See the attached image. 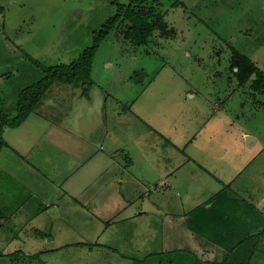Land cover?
<instances>
[{
  "label": "rangeland",
  "instance_id": "obj_1",
  "mask_svg": "<svg viewBox=\"0 0 264 264\" xmlns=\"http://www.w3.org/2000/svg\"><path fill=\"white\" fill-rule=\"evenodd\" d=\"M131 1L0 0V115L14 118L19 96L43 79V67L75 61L116 3ZM135 6L163 24L148 43L132 46L122 35L128 23L119 24L97 48L89 79L55 82L21 125L4 128L0 264H142L138 260L148 254L177 249L219 263L227 253L222 243L233 246L248 236H259L252 264H264V174H257L264 168V84L252 86L255 72L239 83L231 67L236 50L264 75V0H146ZM204 118V128L215 127L214 134L196 136L215 139L206 154L217 153L218 143L229 150L222 162L202 155L198 165L228 184L231 158L233 168H242L237 180L245 190H236L242 198L236 202L219 192L205 219L197 220L189 209L213 194L214 185L207 177L187 182L186 166L187 181L166 190L159 184L164 171L181 167L174 171L178 161H163L160 151L174 150L169 139L187 142L185 131L200 129ZM242 130L257 138L243 153L235 141ZM140 146L149 152L146 163L135 160L139 167L132 169L129 157L141 159ZM138 172L147 182L138 181ZM141 194L163 215L141 212L144 198L133 202ZM224 213L228 224L218 221Z\"/></svg>",
  "mask_w": 264,
  "mask_h": 264
},
{
  "label": "trees",
  "instance_id": "obj_2",
  "mask_svg": "<svg viewBox=\"0 0 264 264\" xmlns=\"http://www.w3.org/2000/svg\"><path fill=\"white\" fill-rule=\"evenodd\" d=\"M143 1L146 0H132L126 5L116 3V12L111 15L98 30L93 32L92 44L85 49L75 61L71 62L69 65L43 67V79L31 88L24 90L19 96L17 102V115L14 118L0 115V150L6 146L2 137L4 128H15L21 125L32 112L43 93L52 84L55 82L73 84L81 77L89 79L94 54L97 48L106 39L110 31L118 30L119 24L123 22L128 23L127 26L125 24V31L122 34L123 39L135 47L148 43V38L152 35L153 31L156 28H163L161 22L150 21L144 18L141 12L137 11L135 5ZM231 67L239 83H245L250 79L253 72H255L257 80L254 83L252 82V86L256 88L264 84V75L258 71L249 57L241 55L236 50H233L232 53ZM234 68H237V70L234 71ZM258 238L259 236H248L245 237V239H240L239 242L233 246H227L222 243L221 245L227 250V253L226 258L219 263L193 258L186 250L148 254L144 259H139L138 261L142 264L147 260L152 261V264H252L254 257L258 253ZM16 254H10V258L15 257ZM38 264H41V262H38Z\"/></svg>",
  "mask_w": 264,
  "mask_h": 264
},
{
  "label": "crops",
  "instance_id": "obj_3",
  "mask_svg": "<svg viewBox=\"0 0 264 264\" xmlns=\"http://www.w3.org/2000/svg\"><path fill=\"white\" fill-rule=\"evenodd\" d=\"M190 92L193 93V95H191V97H195L197 95V92L193 91V90H189ZM215 104V103H214ZM215 110H217L219 112L220 108H215ZM133 112H131L132 114ZM206 119L204 118L203 121H202V124L203 126L200 127V129H194V130H191V131H185L183 137H186V139L189 138V140H187V142H184L183 144L181 143H174L172 141V139H169L170 141L167 142V144H172V146L170 145V147L174 150H166V149H163V151H160V158L164 161V160H173V159H176L178 161V165L175 166L176 168L174 169V171L180 169L179 167H181V172L179 173H175V172H170V171H167L165 170L164 173L166 174V177L164 176L163 174V179L160 180L159 184H162L163 186H165L164 188L167 190V189H170V190H174L176 187L178 188V186H181L183 182L187 181V182H195L199 179V177L203 178V180H206L205 177H207L209 179V182L212 183L214 185V188L212 189L214 191V193L211 195H209L206 200L201 203V204H193L191 207V209H189V211H194V215L193 217L195 216V218L197 220H201L202 218L205 219V215L207 214V212H209L211 210V208L214 206V197L218 195V193H226L228 195V198L230 196V199L232 198V196L234 195V200L232 199V201L236 202V200L239 198H237V192L236 190L238 191H243L245 190V186L242 185V182L238 181L237 180V175H240L242 173V168L240 167H234V165L231 163V158L230 160H228V164H226L227 167L230 168L229 171H227L228 173L232 174L231 176V180L228 184H225V182L223 181V178H222V174H219V173H216L214 172L213 169H205L203 167H200L198 165V162L201 160L202 158V155H207L206 153L208 152L209 148H212L213 147V144L215 143V139L212 137V136H209V137H205V138H202V141L201 139L197 140L196 136L199 135V133L201 131H205L206 133H208L209 135H211L210 133H213L215 132V127L214 125L210 126V130H207L206 127L204 128V126H206ZM186 121H182L181 124H184ZM188 125V124H187ZM198 127V125L196 126ZM197 130V131H196ZM214 134V133H213ZM250 134L248 131H241L239 136L237 137V139L235 140L236 141V145L237 147L240 149V151L243 153L245 152L246 149H251L253 148V146L256 144L257 145V138L256 136ZM179 135L176 134V137H178ZM244 138L245 139H248L246 140L247 141V144L244 142ZM242 140V142L240 143V141ZM244 142V143H243ZM184 145V147L182 148H179L178 146H182ZM145 146V145H144ZM190 149L188 151L190 152H185L183 153V151L185 149ZM218 147H220V149L217 151V153H215L212 157H209L208 155V159L212 158L211 160H213L212 162H222L223 161V157H224V154L229 150V147H225L223 146L221 143H218ZM140 148H142V146H140ZM157 149V147H155ZM184 148V150H183ZM160 150V149H159ZM142 155H141V159H138L136 158V156H130L129 158L131 159L130 160V163L128 165L129 166H132L131 168H135V167H139L138 165L135 166L136 162L135 160H143L141 161L143 163V165L146 163V160H147V157L146 155L149 153L148 151H145L143 150L142 148ZM151 151V150H149ZM153 153H157L156 152H153ZM261 153L263 154L264 153V146L263 148L261 149ZM255 158L252 160L254 161ZM251 161V162H252ZM234 163H238V162H235L233 161ZM248 163L249 165L251 164ZM141 163V164H142ZM169 165L171 164H165L163 163L162 166H166L168 167ZM135 166V167H134ZM186 166H189L187 167L188 169H190V172H189V175L192 176V178L190 177L189 179L186 180V178H184L185 175H187V172L185 171V168ZM226 169V168H225ZM241 169V171H239ZM259 170L257 174H264V168H258ZM212 170V171H211ZM136 174V172H134ZM139 174V175H138ZM144 174L145 172H143V175H141L140 172L137 173V178H138V181H142L144 182L145 180L143 179L144 177ZM160 176L162 175V173H159ZM141 175V176H140ZM141 177V178H140ZM261 176H259V178L257 179H260ZM148 178V177H147ZM251 179H255V178H252ZM262 180V179H260ZM147 182V181H145ZM234 185V186H233ZM263 186H264V181H263ZM163 188V187H162ZM163 188V189H164ZM212 191V192H213ZM146 195L145 194H141L140 196H138L136 199H134L133 202H135L134 204H136V202H142L143 198L145 197ZM192 196L190 194H187L186 197H183V199H186V201H188V199H190ZM226 198V197H225ZM225 198L222 200V202L224 203V201L226 202ZM227 198V199H228ZM239 199H242V198H239ZM260 199L262 200L261 204H259L261 207H264V192L263 194L260 196ZM145 200H148L149 204H151L152 206H154L156 209L159 210V208L156 206V204H154L153 202H151L149 200V198H144L143 202H142V206L145 202ZM185 201V202H186ZM240 203L244 204L245 207L249 208L250 206L247 205V203L245 202H241L239 201ZM184 206V204H182ZM231 205V204H229ZM181 206V207H183ZM195 206V207H194ZM141 207V203L139 205V208ZM141 210L139 209L138 212H140ZM161 211V209H160ZM143 212V211H141ZM140 212V213H141ZM186 211H184L182 213V215L184 216V214ZM146 213H149V216L150 215H156V216H159L160 215H163L162 211L161 213H155V212H146ZM258 214V213H257ZM260 215H262L261 213H259ZM146 215V214H145ZM202 215V217H201ZM220 218L218 219V221L220 222H227V224L230 222L228 221V219H231L229 217V215H227L226 213L222 214V216H219ZM182 219H184V217H182ZM167 220H169L170 223H174V221H178V219H173L172 217H167ZM187 222V228L189 229L190 233H194L193 230H195V227L192 225V223L190 222V220H186ZM192 221V220H191ZM232 222V221H231ZM247 223V222H246ZM202 225V224H201ZM203 227V230H205L207 232V229L205 227V223H203L202 225ZM212 226L208 225V231L211 229ZM202 229H200L199 231H203ZM204 232V231H203ZM211 234V233H210ZM209 234V235H210ZM196 235V234H195ZM209 235H202V234H198L197 236H203L205 238H210ZM223 238H226L223 237ZM211 243V242H210ZM177 250H184V249H177ZM186 250V249H185ZM187 251V250H186ZM189 251V250H188ZM127 258V261H129L130 263L132 262V260L129 258V257H126Z\"/></svg>",
  "mask_w": 264,
  "mask_h": 264
},
{
  "label": "water",
  "instance_id": "obj_4",
  "mask_svg": "<svg viewBox=\"0 0 264 264\" xmlns=\"http://www.w3.org/2000/svg\"><path fill=\"white\" fill-rule=\"evenodd\" d=\"M255 75H252V78H254ZM248 140V139H246ZM249 141V140H248ZM56 209V208H54ZM142 211L143 212H155V213H161L160 210L156 209L154 206H152L151 204H149L148 200H145L143 206H142Z\"/></svg>",
  "mask_w": 264,
  "mask_h": 264
}]
</instances>
